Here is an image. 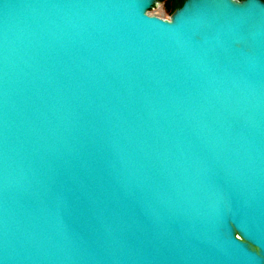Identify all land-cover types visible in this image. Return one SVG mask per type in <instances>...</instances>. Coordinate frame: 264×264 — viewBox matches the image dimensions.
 I'll list each match as a JSON object with an SVG mask.
<instances>
[{"label":"water","instance_id":"95a60500","mask_svg":"<svg viewBox=\"0 0 264 264\" xmlns=\"http://www.w3.org/2000/svg\"><path fill=\"white\" fill-rule=\"evenodd\" d=\"M0 0V264H264V0Z\"/></svg>","mask_w":264,"mask_h":264},{"label":"rangeland","instance_id":"374dc122","mask_svg":"<svg viewBox=\"0 0 264 264\" xmlns=\"http://www.w3.org/2000/svg\"><path fill=\"white\" fill-rule=\"evenodd\" d=\"M177 0L176 2H178ZM171 0H160L159 4L149 9L151 14H155L161 17H168L171 10Z\"/></svg>","mask_w":264,"mask_h":264},{"label":"trees","instance_id":"16d2710c","mask_svg":"<svg viewBox=\"0 0 264 264\" xmlns=\"http://www.w3.org/2000/svg\"><path fill=\"white\" fill-rule=\"evenodd\" d=\"M177 0H171V10H170V13L173 11L174 8L178 7L183 0H179L178 2H176Z\"/></svg>","mask_w":264,"mask_h":264},{"label":"snow or ice","instance_id":"6c2138e0","mask_svg":"<svg viewBox=\"0 0 264 264\" xmlns=\"http://www.w3.org/2000/svg\"><path fill=\"white\" fill-rule=\"evenodd\" d=\"M256 251H257L258 254H264V253H261L260 249H256Z\"/></svg>","mask_w":264,"mask_h":264},{"label":"built area","instance_id":"2783aa9c","mask_svg":"<svg viewBox=\"0 0 264 264\" xmlns=\"http://www.w3.org/2000/svg\"><path fill=\"white\" fill-rule=\"evenodd\" d=\"M158 4H159V3H158ZM158 4H157V5H158ZM155 6H156V5H155ZM153 7H154V6H153ZM153 7H152V8H153ZM149 13H150V12H149Z\"/></svg>","mask_w":264,"mask_h":264},{"label":"flooded vegetation","instance_id":"af4514ba","mask_svg":"<svg viewBox=\"0 0 264 264\" xmlns=\"http://www.w3.org/2000/svg\"><path fill=\"white\" fill-rule=\"evenodd\" d=\"M160 1V0H159Z\"/></svg>","mask_w":264,"mask_h":264}]
</instances>
